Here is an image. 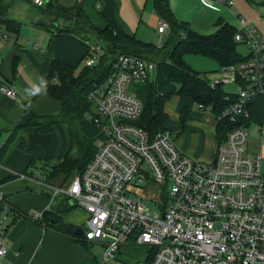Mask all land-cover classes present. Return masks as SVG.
Wrapping results in <instances>:
<instances>
[{
    "label": "built area",
    "instance_id": "1",
    "mask_svg": "<svg viewBox=\"0 0 264 264\" xmlns=\"http://www.w3.org/2000/svg\"><path fill=\"white\" fill-rule=\"evenodd\" d=\"M28 1L36 8L45 4ZM207 1L212 9L231 6L227 0ZM260 20L264 25V13ZM239 21L235 40L248 52L210 80L211 87L230 86L234 96L225 98L229 104L219 113L198 106L215 135L209 161L181 152L169 130L151 134L144 128L143 102L126 87L154 81L155 62L118 55L106 78L89 87V119L103 139L63 192L86 213L82 237L100 248L99 263L116 261L122 246L136 245L148 251L143 260L130 264H264V159L260 152H248L247 134L253 102L261 97L264 105V36ZM166 29L161 20L158 33ZM83 44L87 52L82 65L96 67L104 50L88 40ZM0 91L10 98L16 95L4 85ZM257 131L264 143V125ZM147 183L164 186L153 200L155 211L146 208L140 194ZM5 253L0 219V260Z\"/></svg>",
    "mask_w": 264,
    "mask_h": 264
},
{
    "label": "crops",
    "instance_id": "2",
    "mask_svg": "<svg viewBox=\"0 0 264 264\" xmlns=\"http://www.w3.org/2000/svg\"><path fill=\"white\" fill-rule=\"evenodd\" d=\"M207 2L169 0V7L179 21L188 22L196 31L198 15H208L224 7L212 9L207 7ZM47 6L71 14L80 8L99 30L108 23L104 12L116 31L148 43L152 39L150 26L160 23L161 19L154 9L153 0H45L41 8L34 7L28 0H0V86L11 87L16 91L14 98L0 91V188L4 198L0 219L4 226L6 248L0 264H101L98 261L101 251L98 250L99 256H96L92 249L97 245L82 237L86 219L84 210L72 203L63 192L68 188L71 176L59 175L44 182L37 169L57 166L63 161L70 148L67 125L54 124L50 131H41L37 126L27 124L32 116H55L61 112V102L41 90L51 60L76 67L78 71L87 52L83 44L85 39L69 35L54 36L41 26L46 17L41 9ZM56 22L61 27L64 25L61 18ZM220 74L217 72L207 78L216 80ZM177 98L182 101L169 110L173 114L171 126L176 133L173 138L176 147L193 160H211L214 143L206 147L202 154L193 152L199 150L198 137H194L195 140L191 137L188 146L191 128L186 104L191 101L184 97ZM81 100L80 96L77 101L80 108ZM182 109L187 110L183 123L180 120ZM82 129L87 147L94 151L89 137L93 129L84 122ZM210 135L215 142L212 125ZM258 141L260 150L248 147L249 153L262 152L264 143L261 139ZM47 211L54 216L45 224L38 219ZM56 215L61 218L59 222L72 229L71 232L65 233L53 227ZM121 263L118 259L112 262Z\"/></svg>",
    "mask_w": 264,
    "mask_h": 264
},
{
    "label": "trees",
    "instance_id": "3",
    "mask_svg": "<svg viewBox=\"0 0 264 264\" xmlns=\"http://www.w3.org/2000/svg\"><path fill=\"white\" fill-rule=\"evenodd\" d=\"M153 5L159 18L167 24L164 32L166 39L160 45L142 42L133 35L116 31L108 14L104 12L108 23L104 29L99 30L80 8L74 14L53 6L41 9L47 18L54 16L64 21L62 27L54 20L45 23L42 21L41 26L47 32L54 36H77L92 44H99L105 52L96 67L82 65L78 71L76 67L56 59L50 62L46 81L41 90L61 102V112L55 116L40 118L32 116L27 124L35 125L41 131H50L54 124L67 125L70 148L59 165L37 168L44 182L59 175L71 176L72 180L92 159L94 151L87 147L82 129V121L90 114L89 103L85 97L80 108L77 101L84 92L87 94L91 85L106 78L114 57L118 55H130L156 63L154 81L147 84L149 91L140 116L144 128L151 134L164 129L163 122L167 118L163 111L164 104L174 96L187 98L197 106H209L213 113H219L229 104L226 97L230 100L233 98L234 95L227 87L221 84L211 87L206 75L196 73L186 64L184 55H202L216 61L220 67L237 64L244 60V56L237 51L239 43L235 40V34L238 28L219 17L214 23L215 32L201 34L188 22L179 21L173 15L169 0H153ZM186 117L187 110L182 109L180 112L182 123ZM52 215L54 216L52 212H43L41 219L38 220L47 224ZM54 218L55 229H62L65 233L72 231L70 227L59 222L60 216L56 215Z\"/></svg>",
    "mask_w": 264,
    "mask_h": 264
},
{
    "label": "rangeland",
    "instance_id": "4",
    "mask_svg": "<svg viewBox=\"0 0 264 264\" xmlns=\"http://www.w3.org/2000/svg\"><path fill=\"white\" fill-rule=\"evenodd\" d=\"M231 2V6L226 8L222 7L217 12H210V14L205 15V13H201L197 17V21L195 24L196 31L201 34H211L215 32L216 26L215 21L217 18L221 17L231 25L239 28L240 27V18H242L248 26L253 27L260 35L264 36V25L260 20V15L264 13V2L261 3L260 0H228ZM208 11V10H205ZM197 12V10H196ZM57 21L58 19L54 16L44 17V23L46 21ZM196 20V19H193ZM158 21V20H157ZM156 25V26H155ZM150 26L149 31L152 33V39L150 42L156 45L159 43H163L166 39V34L159 35L156 31L157 26L159 23ZM195 30V29H194ZM237 51L240 55L244 56L247 54L248 49L244 44L239 43L237 45ZM184 60L186 64L194 70L196 73L200 75H206V77H210L211 75L216 74L217 72L221 73V67L219 64L207 57L202 55H195V54H185ZM153 62V61H152ZM82 65V64H81ZM81 66L79 67V69ZM222 76V75H220ZM128 90L134 92V95L138 98L140 102L144 103V100L148 94V87L144 84L139 85H129ZM227 89H231L230 86H227ZM86 92L81 95V103L83 104L85 101ZM182 99H178L177 96L172 97L170 101H168L163 109L166 113L167 120L163 122L164 129L170 131L172 139L176 136L173 127L171 126V121H173V114L169 111L175 104L178 105ZM262 98L258 97L255 99L252 105V111L250 113L252 122L250 127L247 130L248 134V147H255L257 151L260 150V143L259 139L260 136L258 135L257 129L260 125H264V105L262 104ZM189 108V120L190 124V138L188 139V146L191 144V137H198L200 139V145H198V151H193L196 154H202L206 147L211 146L215 142L211 139V123L206 119V112L199 109L196 103H187L186 104ZM171 107V108H170ZM173 109V108H172ZM90 116V114H89ZM89 116L85 118L82 122L89 125L92 129V136L90 137L91 143L90 146L96 150L97 148V141L102 138V134L98 131L90 122ZM170 124V125H169ZM172 127V128H171ZM195 140V139H194ZM215 141V140H214ZM261 156L264 159V144L261 147ZM262 170L264 171V162ZM143 190L140 191V194L144 196V204L146 208L150 211L156 210V205H154L153 200H158L161 191L163 190L164 186L161 183L151 184L147 183L143 185ZM86 214V213H85ZM87 217V215H86ZM86 220V219H85ZM85 223V222H84ZM85 226L83 225V230ZM93 251H95L96 256H99V247H93ZM148 249L147 246H122L121 249L116 253V260H120L123 263H134L137 261H141L146 256ZM100 257V256H99ZM99 261V258H98ZM115 262L114 260H110L103 264H112Z\"/></svg>",
    "mask_w": 264,
    "mask_h": 264
},
{
    "label": "bare ground",
    "instance_id": "5",
    "mask_svg": "<svg viewBox=\"0 0 264 264\" xmlns=\"http://www.w3.org/2000/svg\"><path fill=\"white\" fill-rule=\"evenodd\" d=\"M2 204H4V203H2Z\"/></svg>",
    "mask_w": 264,
    "mask_h": 264
},
{
    "label": "water",
    "instance_id": "6",
    "mask_svg": "<svg viewBox=\"0 0 264 264\" xmlns=\"http://www.w3.org/2000/svg\"><path fill=\"white\" fill-rule=\"evenodd\" d=\"M73 203V202H72Z\"/></svg>",
    "mask_w": 264,
    "mask_h": 264
}]
</instances>
